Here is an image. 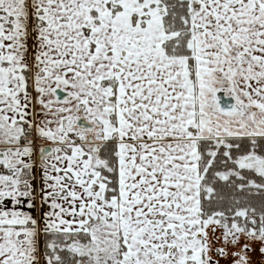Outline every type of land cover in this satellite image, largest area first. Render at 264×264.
Wrapping results in <instances>:
<instances>
[{"label":"snow or ice","instance_id":"6c2138e0","mask_svg":"<svg viewBox=\"0 0 264 264\" xmlns=\"http://www.w3.org/2000/svg\"><path fill=\"white\" fill-rule=\"evenodd\" d=\"M0 264H264V0H0Z\"/></svg>","mask_w":264,"mask_h":264}]
</instances>
